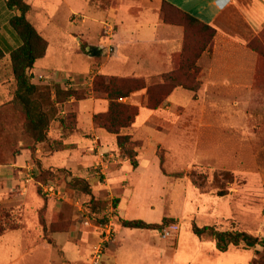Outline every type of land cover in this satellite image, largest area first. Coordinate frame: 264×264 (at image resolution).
Instances as JSON below:
<instances>
[{"label":"rangeland","instance_id":"374dc122","mask_svg":"<svg viewBox=\"0 0 264 264\" xmlns=\"http://www.w3.org/2000/svg\"><path fill=\"white\" fill-rule=\"evenodd\" d=\"M80 14L79 19L83 20L85 13ZM263 16V9L255 10L257 23L263 22ZM236 21L238 30L233 37L236 41L222 37L217 43L214 39L198 60L200 71L196 76L201 86L196 93L183 87L175 88L156 112L141 119V126L133 123L126 130L132 133V140L137 144L138 166L135 167L120 149L114 148L119 153L120 163H113L104 172L93 168V172L88 173L93 189L101 192L99 197L95 195L104 205L100 216L106 217L116 228V241L105 248L99 264H250L264 253L260 246L253 249L232 246L227 252H221L214 240L200 238L191 230L196 222L200 226L215 225L221 230L240 229L256 236L264 235V59L251 45L259 41L264 46V28L255 34L247 28L245 20ZM106 22L103 19L88 26V22H83L81 28L69 29L66 35L75 41L73 51L78 59L72 60L67 55L66 58L47 57L42 62L44 68L64 72H75V69L78 81L88 90L92 89L96 74L144 77L149 84H154L161 83L164 74L178 68L184 48V26L177 25L176 44L155 49L136 45L127 59L120 58L112 49L111 40L117 28L107 26ZM49 36L53 38L52 32ZM147 98L146 90H139L123 102L137 106L140 113L141 106H147ZM43 103L46 109L57 112L55 118L63 115L61 107L52 99ZM71 109L75 110L69 105L66 113ZM23 122V116L11 107L0 109V165L11 164L17 153L31 148L32 141L22 132ZM44 146L46 151H54L49 144ZM31 173L35 178L36 172ZM55 181L66 184L64 175ZM136 183H142L140 196L155 205L150 209L152 218L164 215L163 202L165 215L179 220L165 227L172 235L163 237V229L122 226L119 229L113 203L116 197L109 196L108 186L114 184L125 190ZM11 190L0 199V239L6 232L19 229L24 242L30 237L40 242L44 238L41 210L47 200L44 217L51 220L53 205L58 201L46 198L35 180L19 179ZM68 192L70 202H60L64 208L60 215L53 214V219L74 224L73 214L78 216L84 236L77 244L88 245L92 241L88 235L97 236L91 251L84 257H81L80 246L67 249L69 260L76 261L67 264H90L100 243L102 228L99 226L102 224L83 222L88 217L85 211L78 210L76 202L84 210L89 197L74 190ZM57 237L61 240L65 236ZM12 242L17 244L14 238ZM34 247L30 250L25 243L0 248V264H63L65 261L57 245L51 249ZM115 247L117 252H114Z\"/></svg>","mask_w":264,"mask_h":264},{"label":"crops","instance_id":"0c3cea01","mask_svg":"<svg viewBox=\"0 0 264 264\" xmlns=\"http://www.w3.org/2000/svg\"><path fill=\"white\" fill-rule=\"evenodd\" d=\"M164 1H168L203 22L214 26L217 29V35L215 37V42L217 43L222 37L227 41L230 38L235 40L233 37H235V31L238 30L236 21L238 19L245 20L248 25L247 28L255 34L260 33L264 28V16L262 18L263 22L261 23H257L255 17V10H264V0H27L31 5V10L28 13L29 20L37 27L49 43L45 57L36 62L34 69L35 78L33 81L40 89L50 86V89H52V101L61 107L60 112H64L62 113L63 115L66 113V108L72 105L75 109L74 111L77 113V127L86 131L85 136L77 135L66 140V143L74 145L70 149L59 151L52 147L54 151H46L45 146L40 145L37 149V154L45 168H66L73 175L82 176L88 180V173H92L93 168H96L99 164L100 154L109 150L117 152L119 149L116 143V136L97 127L93 119L95 114L108 110L109 100L107 98L96 97L90 89L86 99L76 100L75 98H71L64 104L57 103L53 84H60L63 88H67L69 86L83 85L84 83L78 81L75 69V72H64L63 70L44 68V63L42 62L47 57L66 58V55L71 56L72 60L74 58L78 59L75 51H73L75 41L69 39L66 35L67 32L72 28H81L83 22H88V26L90 24L93 25L94 21L103 19L105 21L107 20L108 22L106 23H109L111 27L117 28L111 44L112 49H115V54L120 58L130 59L129 53L134 51L132 49L136 45L150 46V49H155L161 45L171 46L174 43L176 44L178 42L179 27L163 22L161 9ZM80 13H85L83 20L79 19ZM14 15L15 12L10 10L6 0H0V47L5 53V57L0 60V109L11 107L10 102L16 90V81L11 64V53L22 45V41L10 24L11 18ZM49 32H52L53 38H50ZM156 67L159 68L160 64H157ZM40 75H43L44 78H38ZM89 86H91V83ZM130 96L125 99H129ZM151 112H156V110L149 109L147 106H141L140 113L136 118L137 123H135V120L134 125L141 126V122H143L141 119L147 115L149 116ZM61 129L62 122L60 117H57L52 121L49 139L53 140L59 137ZM135 138L137 137L135 136ZM30 160L31 152L26 148L22 149L13 157L11 164L0 165V199H4L7 196L6 194L11 193V189L14 188L15 183L19 179L24 182V179L28 175L27 172L33 170V174L35 172L37 174L38 166ZM118 162L120 163L121 160ZM141 185L142 183H136L133 187L129 188L123 185L126 188L125 190H121L118 188V185L114 184L108 186L109 196L119 199V204L114 209L117 216L129 220L142 219L148 223H161L166 216L165 204L163 202L161 203L164 215L161 214L155 219L152 218L150 209L153 210L152 208H155V205L152 206L151 203L140 196L139 191ZM25 189L28 188L25 187ZM94 190L95 195L99 197L101 192H97L96 188ZM68 193L67 191V197L63 201H59L56 198H49V200L58 201V204L53 205L54 211L51 213L49 219L53 220V214L55 213L61 214L62 208L64 207L60 202L69 201ZM76 205L79 206V211H84L78 202H76ZM124 212L126 214L128 213V215L123 214ZM51 220L48 221L51 222ZM73 220L75 223L71 230L68 232H57L51 235L55 245L50 243L45 238V235L40 242H37L35 238L33 239L31 237L24 242L21 239L23 235L22 231L17 229L6 232L1 236L0 248L4 249L11 245L16 247V245L20 246V244L24 245L27 243L28 248L33 250L35 249L34 245H39L45 249L55 248L57 245V249L62 252L63 259H65L63 264L76 262L69 260V251L67 249L80 246L79 249H82L81 257H84L91 251L97 236L88 235L90 240H92L88 245L77 244L78 241L82 240L84 234L81 232L82 225L78 221V216L75 213L73 214ZM83 222L93 224L88 218ZM94 226L98 227V225ZM99 227L101 228V226ZM62 234L65 237H61L62 239L59 240L57 236ZM101 234L102 230L99 238ZM14 235L17 236L12 237ZM13 238L17 242L16 245L12 242ZM117 247H115L114 252H117ZM114 256L117 257V255Z\"/></svg>","mask_w":264,"mask_h":264},{"label":"trees","instance_id":"16d2710c","mask_svg":"<svg viewBox=\"0 0 264 264\" xmlns=\"http://www.w3.org/2000/svg\"><path fill=\"white\" fill-rule=\"evenodd\" d=\"M6 2L10 10L15 12L10 21L11 27L22 41V45L11 53L16 90L10 105L15 112L23 116V135L32 141L31 148L28 149L31 152V159L38 166L35 182L42 190L41 184L57 183L55 179L64 175L67 191L74 190L89 197V200L83 205L85 215L92 222L103 225L109 220L100 216L104 205L95 196L91 182L85 177L73 175L66 168H45L38 158L37 149L40 145L49 144L59 151L70 149L74 145L66 143V140L77 135L85 136L86 131L77 127V113L70 110L60 117L62 129L59 137L53 140L49 139L51 124L57 112L46 109L43 101L52 99V89H40L33 81L36 62L45 57L49 43L29 20L28 13L31 10V5L27 0H6ZM161 18L165 23L182 25L185 28L184 48L179 57L178 68L175 71L164 74L161 83L149 84L144 77H118L105 74H96L92 83L91 90L95 96L109 100L108 110L94 115L95 124L100 129L116 136L118 149L131 159V163L135 167L138 166L137 144L132 140V133H128L126 130L130 129L135 122L139 108L125 103L121 99L129 97L139 90H146L148 95L147 107L155 110L168 99L177 87H183L196 93L201 86L196 76L200 71L198 60L217 35V29L214 26L203 22L168 1L163 2ZM251 45L264 59V46L259 41H253ZM4 57L5 53L0 47V60ZM53 90L56 94V102L63 104L71 98L86 99L89 92L87 87L83 85L63 88L60 84H53ZM113 203L117 207L119 199H114ZM47 206L46 200L40 213V222L44 229L45 238L55 245L51 235L57 232H68L73 222H63L56 218L49 222L44 217ZM115 216L120 226L131 229L162 230L179 222L177 218L167 216L163 218L161 223H148L142 219H123L117 214ZM191 230L200 238L214 240L216 248L221 252H227L232 246H242L244 249L260 246L264 249V235L262 237L256 236L245 230H221L215 225L200 226L196 222L192 224ZM250 264H264V253L261 256H256Z\"/></svg>","mask_w":264,"mask_h":264},{"label":"built area","instance_id":"2783aa9c","mask_svg":"<svg viewBox=\"0 0 264 264\" xmlns=\"http://www.w3.org/2000/svg\"><path fill=\"white\" fill-rule=\"evenodd\" d=\"M107 26H110V24H108ZM38 78L42 79L44 78V76L40 75L38 76ZM121 100L123 101L124 99ZM119 160L120 156L118 152L114 150L103 152L100 154L99 164L96 166V169H100L102 172H104L105 169L109 168L113 163H118ZM31 172H33V170H30V172H28V175L26 177L27 182L35 180V178L31 175ZM41 187L42 193L48 198H56L59 201H63L67 197V189L65 184L47 183L41 184ZM101 228L102 234L100 243L97 244L94 250L90 264H99L103 257L105 248L113 245L116 241V228L112 222H107L101 225ZM170 235H172V232L169 230V228H164L162 236L166 238Z\"/></svg>","mask_w":264,"mask_h":264}]
</instances>
